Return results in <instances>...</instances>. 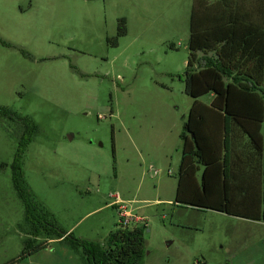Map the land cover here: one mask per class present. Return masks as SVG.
<instances>
[{
	"label": "rangeland",
	"instance_id": "1",
	"mask_svg": "<svg viewBox=\"0 0 264 264\" xmlns=\"http://www.w3.org/2000/svg\"><path fill=\"white\" fill-rule=\"evenodd\" d=\"M191 4L0 0V108L35 126L20 152L24 125L0 114V264L33 238L13 166L37 218L82 240L103 241L124 206L146 224L143 264H264V223L175 202Z\"/></svg>",
	"mask_w": 264,
	"mask_h": 264
},
{
	"label": "trees",
	"instance_id": "2",
	"mask_svg": "<svg viewBox=\"0 0 264 264\" xmlns=\"http://www.w3.org/2000/svg\"><path fill=\"white\" fill-rule=\"evenodd\" d=\"M125 34L126 21L120 18L116 36L108 39V44L116 45L117 38ZM187 48L184 93L193 101L181 133L175 202L264 222V212L258 216L236 212L233 184L228 182L229 135L234 127L250 137L251 125L262 123L264 128V0H192ZM208 94L212 96L208 105L199 101ZM0 114L24 125L21 152L35 126L7 109L0 108ZM17 170L13 166V182L24 202L33 238L61 239L79 252L82 264H143L145 223L122 224L120 218L116 229L100 243L74 237L37 218L38 210L22 189ZM199 170L200 184L196 187ZM33 238L32 244L25 242L19 258L6 264H15L47 246L46 241L35 243Z\"/></svg>",
	"mask_w": 264,
	"mask_h": 264
},
{
	"label": "crops",
	"instance_id": "3",
	"mask_svg": "<svg viewBox=\"0 0 264 264\" xmlns=\"http://www.w3.org/2000/svg\"><path fill=\"white\" fill-rule=\"evenodd\" d=\"M211 100L212 96L205 104L208 105ZM249 129L252 138L246 135L239 127H234L233 133L229 135L230 160H228V166L230 169L228 182L229 184L230 182L233 184V198L236 203V212L258 216L264 212V128L262 123H256L251 125ZM200 175L201 170L195 175L194 183L196 187L200 184ZM229 175L233 178V181H231ZM245 220L262 222L252 219ZM69 231L70 229L66 232L69 233ZM42 241H46L47 246L43 250L25 257L28 261L34 260L33 257L38 254L45 257L43 258L44 264H50L54 255L65 259L74 258V255H76L74 254L76 251L65 244L63 245L61 239L44 238ZM54 245H60L61 251L57 252L53 250ZM41 252L46 254H42ZM76 253L78 258H80L79 252Z\"/></svg>",
	"mask_w": 264,
	"mask_h": 264
},
{
	"label": "built area",
	"instance_id": "4",
	"mask_svg": "<svg viewBox=\"0 0 264 264\" xmlns=\"http://www.w3.org/2000/svg\"><path fill=\"white\" fill-rule=\"evenodd\" d=\"M119 216L121 218L122 224H128L130 222H135L139 224L141 222L140 219L132 217V215L126 210L124 206L120 207ZM119 223H120V219H119Z\"/></svg>",
	"mask_w": 264,
	"mask_h": 264
}]
</instances>
